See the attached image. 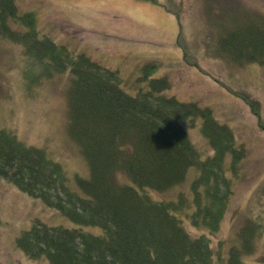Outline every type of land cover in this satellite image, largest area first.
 Returning a JSON list of instances; mask_svg holds the SVG:
<instances>
[{
  "label": "trees",
  "instance_id": "1",
  "mask_svg": "<svg viewBox=\"0 0 264 264\" xmlns=\"http://www.w3.org/2000/svg\"><path fill=\"white\" fill-rule=\"evenodd\" d=\"M64 1L38 0L41 11L45 9L39 24L27 0H0V42L9 40L20 48L25 77L70 72L67 133L89 172L88 178L76 176L73 187L62 164L44 148L27 144L9 127L0 128V179L71 222L64 227L34 220L16 237V246L31 259L46 258L48 264H264L255 260L258 243L264 244L262 213L254 219L245 216L228 239L218 238L233 197L232 176L246 154L231 127L206 105L164 94L172 84L168 77H152L156 63L142 66L141 75L128 86L132 91L122 85L118 70L84 51L68 50L44 32L55 26L42 28L48 8ZM140 1L181 14L180 2L176 9L169 0ZM224 1L215 3L217 9L229 10L247 0ZM249 1L255 2L250 26L235 27L232 22L245 13L241 10L228 22L213 18L217 58L239 64L263 61L264 0ZM217 9L206 13L212 17ZM65 16L76 20L70 12ZM4 45L0 43V52L6 54ZM182 51L185 65L207 73L188 55L195 54L193 48ZM233 92L249 105L264 131L260 102L245 91ZM193 129L209 153L194 142ZM191 168L196 171L189 181Z\"/></svg>",
  "mask_w": 264,
  "mask_h": 264
},
{
  "label": "rangeland",
  "instance_id": "2",
  "mask_svg": "<svg viewBox=\"0 0 264 264\" xmlns=\"http://www.w3.org/2000/svg\"><path fill=\"white\" fill-rule=\"evenodd\" d=\"M169 1L173 6L181 3L180 21L177 14L145 1L65 0L58 4V8H48L42 28L55 23L56 28L51 26L44 32L66 45L68 50L84 51L101 65L118 70L122 85L132 91L134 88L128 86L141 75L142 66L156 63L152 77H168L172 84L170 91L164 94L178 95V98L186 101H197L200 106H209L221 123L235 128L237 135L234 133L233 136L245 146L246 154L236 175L232 176L234 195L223 225L221 223L224 228L218 235V238L228 239L231 231L244 224L245 216L254 219L264 210V133L259 130L255 116L241 99L225 92L222 84L220 88L210 76L202 74L197 68L185 65L182 48H193L195 54L188 55L201 68L210 69L226 87L245 91V88L255 85L260 89L255 87L252 93L264 100V65L250 62L240 67L233 64L231 59L219 60L218 48L212 43L215 32L213 18L228 22L235 11L241 10L245 13L238 14L232 22L235 27L248 22L250 26V18L253 17L251 7L255 2L243 1L229 10L222 7L215 10L216 15L209 17L206 10L213 7L209 0H204L202 7L198 4L203 0ZM37 2L27 0L26 3L33 6L40 24L45 9L41 11ZM217 2L223 5L225 1ZM69 12L76 18L75 22L65 16ZM0 43L5 44L4 48L7 49L6 54L0 52V128L9 127L22 141L44 148L62 164L68 184L76 187L75 177L88 178L89 172L67 133V91L72 80L70 72L67 70L30 80L25 77L21 60L24 55L22 52L20 54V48L12 47L10 44L13 43L9 40ZM212 58L216 59L211 61ZM262 105L264 109V102ZM262 115L264 118L263 110ZM198 127L195 128L198 130ZM191 133L200 150L209 153L208 146L196 131L193 129ZM195 171L193 168L189 170V181ZM34 220L48 226L65 227L71 224L59 210L48 207L41 199L0 179V264H48L46 258H24L19 251L26 254L15 244L16 237L30 228ZM88 228L94 233L100 231L98 227ZM256 252L255 260L264 262L263 243H258ZM251 258L254 259V255Z\"/></svg>",
  "mask_w": 264,
  "mask_h": 264
}]
</instances>
